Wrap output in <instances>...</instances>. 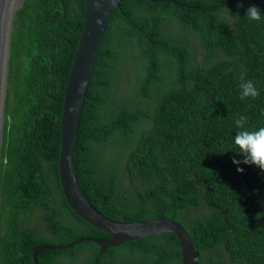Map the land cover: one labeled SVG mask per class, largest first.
Instances as JSON below:
<instances>
[{
  "label": "trees",
  "instance_id": "16d2710c",
  "mask_svg": "<svg viewBox=\"0 0 264 264\" xmlns=\"http://www.w3.org/2000/svg\"><path fill=\"white\" fill-rule=\"evenodd\" d=\"M264 0H120L82 101L73 167L86 199L119 221L176 219L197 264H264V171L233 138L264 126ZM85 0H22L3 100L0 264H34L37 244L108 238L68 206L58 179L60 113ZM259 91L240 99V75ZM10 92V91H9ZM173 232L99 251L37 248L38 264H179Z\"/></svg>",
  "mask_w": 264,
  "mask_h": 264
},
{
  "label": "water",
  "instance_id": "95a60500",
  "mask_svg": "<svg viewBox=\"0 0 264 264\" xmlns=\"http://www.w3.org/2000/svg\"><path fill=\"white\" fill-rule=\"evenodd\" d=\"M119 2L120 0H85L82 25L62 94L58 149L59 185L68 206L82 220L107 232L109 237L79 236L61 245L37 244L31 252L34 264H38L37 248H63L78 241L91 240L98 244L101 251L107 246H115L123 241L148 237L164 231L173 232L178 240L179 264H197L199 252L195 250L189 233L176 219L160 214L149 219L114 220L99 212L86 199L76 179L73 147L80 109L108 16ZM21 4L22 0H0V121L16 20Z\"/></svg>",
  "mask_w": 264,
  "mask_h": 264
},
{
  "label": "clouds",
  "instance_id": "9594fccd",
  "mask_svg": "<svg viewBox=\"0 0 264 264\" xmlns=\"http://www.w3.org/2000/svg\"><path fill=\"white\" fill-rule=\"evenodd\" d=\"M261 10L255 5L247 9L246 17L251 21H260L262 18ZM239 88L241 91L240 99L256 98L259 96V91L251 80L245 79V74L241 73ZM247 123L246 117L241 115L236 121V127L239 131L236 132L233 142L238 147L240 154L244 157L243 160L233 159V164L237 165V171L243 172L240 164L255 165L261 171H264V126L255 130H249L245 127Z\"/></svg>",
  "mask_w": 264,
  "mask_h": 264
},
{
  "label": "rangeland",
  "instance_id": "374dc122",
  "mask_svg": "<svg viewBox=\"0 0 264 264\" xmlns=\"http://www.w3.org/2000/svg\"><path fill=\"white\" fill-rule=\"evenodd\" d=\"M5 88H7V94H9V93H10V95L13 94V91L11 90L12 88H11V79H10V78L7 79L6 84H5ZM9 91H10V92H9ZM4 96H5V90H4ZM3 100H4V99H3ZM2 118H3V117H2V112H1L0 126L2 125ZM64 264H69V260L66 259L65 262H64Z\"/></svg>",
  "mask_w": 264,
  "mask_h": 264
},
{
  "label": "bare ground",
  "instance_id": "6f19581e",
  "mask_svg": "<svg viewBox=\"0 0 264 264\" xmlns=\"http://www.w3.org/2000/svg\"><path fill=\"white\" fill-rule=\"evenodd\" d=\"M1 112H3V104H2V109H1Z\"/></svg>",
  "mask_w": 264,
  "mask_h": 264
}]
</instances>
